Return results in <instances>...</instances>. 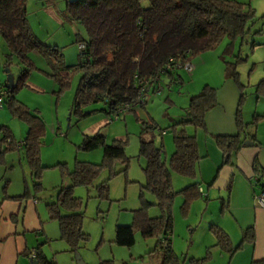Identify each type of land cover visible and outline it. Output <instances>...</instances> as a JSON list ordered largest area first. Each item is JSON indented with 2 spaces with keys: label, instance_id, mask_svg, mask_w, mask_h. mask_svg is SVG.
<instances>
[{
  "label": "trees",
  "instance_id": "obj_1",
  "mask_svg": "<svg viewBox=\"0 0 264 264\" xmlns=\"http://www.w3.org/2000/svg\"><path fill=\"white\" fill-rule=\"evenodd\" d=\"M28 0H0V39L3 40L9 52L6 56L18 57L23 68L14 79L12 90H7L6 103L11 114L27 125V131L21 148L32 174V191L40 189V154L45 134V126L41 117L15 98L17 92L28 79L31 64L28 53L35 51L45 58L51 66V75L61 86L68 84L67 75L70 67L63 61V55L57 46L46 45L31 32L27 18ZM41 1V0H40ZM62 12L63 18L81 24L86 36L76 42L83 44L79 49L78 62L71 66L77 71L79 81L74 93L71 113L83 117L90 112L83 108L89 104L102 103L103 114H112L115 108L132 102L138 90L134 86L135 76L139 79H151L170 60H190L198 53L213 50L223 39L228 42L221 58L224 62L225 77L234 80L241 90L235 122L237 133L234 135H217V147L228 157L242 145L241 135L248 125L241 121L240 106L244 97V86L239 82L236 67L244 61L239 54L235 61L226 60L233 55L235 42L244 39L249 25L255 21V11L248 4L235 0H71L67 1ZM10 67V58L5 62ZM4 86L5 83L1 84ZM264 89V79L260 80L257 90ZM217 104V88L204 85L196 94L190 96L185 114L170 127L173 133L174 150L169 159L162 157L161 147L152 140L140 137L139 154L145 158L146 165L142 169L146 183L144 189L156 195V202L142 199V205L133 210L132 222L128 225H117L114 242L119 246L130 247L135 243V233L143 238H155L156 244L152 253L159 249L162 239L167 238L168 246L161 253L158 264H181L177 255L170 248V237L173 227L171 205L172 192L170 188L171 173L195 178L197 163L200 159L197 147V128H205V114ZM129 108L125 112H134ZM124 112V113H125ZM123 114V113H122ZM146 128V127H145ZM190 128H192L191 133ZM2 141L10 139L14 146V138L5 125L0 126ZM105 137L94 134L84 135L80 148L103 150V160L99 164L76 161L74 168L68 172L71 185L59 188L54 202L46 204L48 215L58 222L60 239L69 246L70 251H77L79 244L87 240L82 231L83 202L73 196L72 188L77 185L90 186L103 166L119 159L126 171L128 159L125 156V146L120 140L105 143ZM254 138V137H252ZM10 147V148H13ZM257 171V167L255 168ZM198 182L191 183L181 190L186 208L192 200L199 197ZM99 195L106 192V183L98 185ZM24 183V192L14 199L25 198L31 191ZM151 206H157L158 216H149ZM217 239V244L230 255L240 249L242 242L252 238V230L247 229L237 246H232L222 230L210 226ZM33 264H53L36 249ZM207 252L202 258H190L191 264H203L209 257ZM109 264V263H108ZM251 264H264V260L253 261Z\"/></svg>",
  "mask_w": 264,
  "mask_h": 264
},
{
  "label": "rangeland",
  "instance_id": "obj_2",
  "mask_svg": "<svg viewBox=\"0 0 264 264\" xmlns=\"http://www.w3.org/2000/svg\"><path fill=\"white\" fill-rule=\"evenodd\" d=\"M67 1L71 0H55L53 5L57 14L61 16V23L48 19L46 15L41 16L33 11L31 6H28L27 13L31 28L39 40L46 45L57 46L62 52L65 65L70 67L68 73H62L63 77L67 75L68 84L61 86L59 81L50 74L52 68L45 58L35 51H31L27 55L32 64L28 67L29 77L25 85L14 93L18 101L41 117L45 126V134L42 140L44 144L41 153H39L41 165L39 182L41 186L36 195L38 196V203L43 209L47 203L56 200L59 188L71 185L68 172L74 168L76 161L91 164L102 162L103 150L101 147L87 151L81 149L80 145L83 136L89 135L88 133L91 134L92 127L100 120L106 119L101 135L105 137L106 144H111L115 139L124 143L125 156L128 159L127 169L123 171L125 164L121 163V160H113L109 165L101 168L99 175L90 186L77 185L72 188L73 196L80 198L83 202L81 226L82 231L88 237L87 240L79 244L77 251H65L57 248L53 252L59 256L58 264H77L76 255L80 256L83 264L124 262L130 258L131 254L138 256L148 253L156 244L155 238H143L138 232L134 235L135 243L130 247L119 246L114 242L116 226H123L132 222L133 210L141 207L142 199L154 203L157 200L155 194L142 187L146 183L142 170L146 162L143 156L140 157L138 150L140 137L152 140L157 147H161L163 159L165 161L169 159L174 150L173 133L170 127L183 118L190 96L199 92L204 85L220 88L224 83V62L221 55L228 40L227 38L223 39L222 43L213 50L193 55L190 58L193 65L191 73L183 69L179 71L178 75L183 79L182 83L169 87L168 77L162 76L161 86L163 90L161 94H150L143 105L135 107L134 112H125L117 119L110 121L113 116L103 114L101 111L104 104L94 103L83 108L84 112L89 111L90 114L79 117L71 113V106L80 74L74 71L71 66L78 62L79 47L76 41L78 38H84L86 33L81 24L63 18L61 12H63ZM245 2L248 3V0ZM38 3L42 5L40 1ZM39 23H46L45 25L49 30L43 31L39 27ZM4 44L3 40L0 39V82L2 83L6 80V73L3 69L6 68L7 59L10 58L9 70L14 78L18 76L20 68L24 67L15 55L6 56L9 52ZM236 54L244 58V61L239 62L236 67L239 82L244 86L242 99L244 103L243 106L241 105L243 112L244 108L248 109L253 106L257 93L258 84L256 83L264 78V15L255 14V21L249 25L244 39H237L233 55L227 56L226 60L235 61L234 56ZM191 81L193 82L192 85L189 84ZM27 82H32L36 86L32 87ZM7 105L4 101L0 106V126L9 124L12 129L14 128L15 135L23 134L22 136L25 137L27 125L14 117ZM11 121L13 122L10 124ZM191 131L192 128L189 132L191 133ZM94 134L96 133H92L91 136ZM0 137L2 138L1 131ZM14 140L20 142L17 139ZM19 156L17 149L6 150L4 141L0 139V174L4 173V170L10 171L12 168L21 172V167L17 162L12 163L11 169L5 167L6 161L10 164V160L18 159ZM24 167L26 179L31 189L33 183L30 175L31 170L28 164H24ZM169 173H171V184L169 185L173 195L170 209L173 227L170 234H172V238L175 237L176 239V255L180 263L191 264L190 257L202 258L207 254L205 249L200 248V251L195 253L194 250L199 247L197 239H199L200 234L202 236V229L208 227L207 220L213 222L218 215V210L211 217L210 214L206 213L207 219L206 217L202 218L199 203L206 201L202 197L195 198L185 208V197H183L181 190L191 183L199 181V174L197 172L196 177L192 178L172 171ZM103 182L106 183V192L99 195L96 187ZM0 186L2 185L0 184ZM31 192H33L32 189ZM193 202L195 204L192 208ZM213 205L217 208V202H214ZM158 209L157 206H151L147 210L149 216H158L160 213ZM53 221V227L58 226V222ZM195 225L199 227L197 226L193 238H190L192 235L190 229H193ZM204 231L208 233L207 230ZM188 239H192L193 245ZM49 249L47 246L43 251L46 256L50 253L48 252ZM207 252L210 255L203 264H220L221 253L217 250Z\"/></svg>",
  "mask_w": 264,
  "mask_h": 264
},
{
  "label": "crops",
  "instance_id": "obj_3",
  "mask_svg": "<svg viewBox=\"0 0 264 264\" xmlns=\"http://www.w3.org/2000/svg\"><path fill=\"white\" fill-rule=\"evenodd\" d=\"M38 1L28 0L25 6L27 12L31 6L33 11L41 16L46 15L48 19L61 23V16L57 14L55 6H53L55 0H41L42 5H39ZM235 1L248 4L254 9L255 14L264 15V0H248V3L245 2L247 0ZM28 19L27 13L26 20L33 32ZM45 24L39 23V27L43 31L49 30ZM33 33L36 35L35 32ZM223 82L222 87L217 88V104L205 114V128H197L194 131L200 156L197 164L200 180L196 181L199 184L198 194L199 197L206 200L199 203L200 215L207 219L206 213L211 217L218 210V215L215 214L217 219L214 218L213 222L207 220L208 227L202 229V236L200 234L197 239L199 247L194 250V253L200 251V248L205 249L206 253L209 250H217L221 253L220 264H251L253 261L264 260V208L256 206L254 201V195L258 192V177L260 174H264V89L255 92L256 99L253 106L248 109L244 108L243 112L241 108H243L244 100L242 101V106L239 108L241 121L248 124L256 118V122L245 128V132L240 138L242 145L228 157L229 162H225L227 154L217 147L215 136L237 133L235 115L241 90L233 80L226 78L225 75ZM0 83L2 84V82ZM192 83L191 81L189 84L192 85ZM27 84L32 87L35 85L32 82H27ZM194 94L196 93L192 95ZM105 122L106 119L100 120L92 127L91 134H103ZM6 126L14 139L20 142L24 140L23 134L15 135L14 128L12 129L9 124ZM88 134L91 136L90 133ZM245 140L252 141L253 144L246 146L243 144ZM17 152H19V158L10 160V164L6 161L5 167L11 169L12 163L17 162L21 167V172L12 168L10 171L4 170V173L0 174V184L2 185L0 186V264H33L32 257L36 249H40L48 262L58 264L59 256L53 250L58 248L68 251L70 249L67 243L60 239L59 227H53L54 221L49 217L47 208L40 207L35 192L30 191L25 198H13L23 194L25 182L30 187L25 174L24 164L26 165L27 161L23 155L24 151L22 148H18ZM30 175L32 176L31 173ZM14 183L15 186H13ZM11 188L13 192H11ZM195 202H193L192 208ZM214 202H217L218 209L214 207ZM211 225L219 227L222 232L227 234L233 247L240 243L247 229L252 230L253 236L242 242L241 248L230 255L217 244V239L210 229ZM197 226L190 229L192 232L190 238H193ZM204 230H207L208 233H205ZM188 240H191L192 243V239ZM194 243H196L195 240ZM47 246L50 248L48 256L43 252ZM169 246L176 254L175 237H170ZM152 250L138 256L131 254L130 258L124 262H112V264H158L161 253L157 251L158 249L155 253H152Z\"/></svg>",
  "mask_w": 264,
  "mask_h": 264
},
{
  "label": "built area",
  "instance_id": "obj_4",
  "mask_svg": "<svg viewBox=\"0 0 264 264\" xmlns=\"http://www.w3.org/2000/svg\"><path fill=\"white\" fill-rule=\"evenodd\" d=\"M78 47L79 49H82L84 45L79 44ZM181 69L185 70L188 73H191L193 65L191 64L190 60H170L169 62H167L164 68L160 70V73L151 79H139L138 76H135L134 86L138 90L136 98L128 104L115 108V111L111 114L113 117L110 121H112L113 119H117L129 108H135L138 105H143L146 102V98L150 94H161V91L163 90V87L161 86L162 76L168 77L169 87H172V85L174 84L182 83L183 80L181 76L178 75ZM7 90L8 89L5 88V86L0 85V106L6 100ZM10 142V139H6V141L4 142L6 148H10L13 146ZM21 146L22 142H14L13 147L18 149L21 148ZM257 182L258 192L254 195V201L256 206L264 208V174L259 175ZM166 246H168L167 238H163L162 244L161 246H159L158 251L160 253H163ZM33 257H35V252L33 253Z\"/></svg>",
  "mask_w": 264,
  "mask_h": 264
},
{
  "label": "water",
  "instance_id": "obj_5",
  "mask_svg": "<svg viewBox=\"0 0 264 264\" xmlns=\"http://www.w3.org/2000/svg\"><path fill=\"white\" fill-rule=\"evenodd\" d=\"M4 72L6 73V80L4 81L5 82V88H7L8 90H12L13 88V85H14V77L13 75L10 73V70L8 67L4 68L3 69ZM244 145L246 146H250L251 144H253L252 141H249V140H245L243 142ZM76 259H77V264H83V262L81 261V258L79 255H76Z\"/></svg>",
  "mask_w": 264,
  "mask_h": 264
}]
</instances>
